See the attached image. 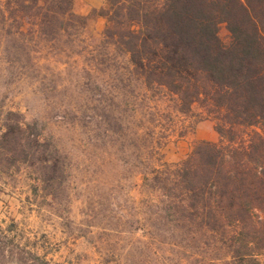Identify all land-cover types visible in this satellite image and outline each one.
Segmentation results:
<instances>
[{
	"label": "rangeland",
	"instance_id": "1",
	"mask_svg": "<svg viewBox=\"0 0 264 264\" xmlns=\"http://www.w3.org/2000/svg\"><path fill=\"white\" fill-rule=\"evenodd\" d=\"M3 2L0 132L17 113L39 138L37 157L54 156L60 170L49 193L35 165L0 162V264H231L222 232L184 223L150 182L197 142L217 141L213 120L178 112L131 74L127 55L108 54L104 17H91L71 44ZM104 2L73 0L84 15ZM218 35L229 41L224 23Z\"/></svg>",
	"mask_w": 264,
	"mask_h": 264
},
{
	"label": "trees",
	"instance_id": "2",
	"mask_svg": "<svg viewBox=\"0 0 264 264\" xmlns=\"http://www.w3.org/2000/svg\"><path fill=\"white\" fill-rule=\"evenodd\" d=\"M3 5L38 33L52 40L63 34L71 44L91 17H104L108 54L127 55L131 74L146 89L173 98L178 112L212 119L218 140L197 142L150 182L161 203L184 223L222 232L231 264H262L264 0H105L86 15L74 10L73 0H4ZM220 23L229 31L227 43L218 35ZM17 117L7 112L0 162L35 165L37 180L50 193L59 160L37 157L39 138Z\"/></svg>",
	"mask_w": 264,
	"mask_h": 264
}]
</instances>
